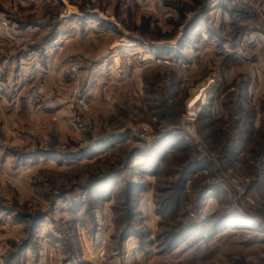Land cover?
I'll return each instance as SVG.
<instances>
[{"label": "rangeland", "instance_id": "rangeland-1", "mask_svg": "<svg viewBox=\"0 0 264 264\" xmlns=\"http://www.w3.org/2000/svg\"><path fill=\"white\" fill-rule=\"evenodd\" d=\"M0 264H264V0H0Z\"/></svg>", "mask_w": 264, "mask_h": 264}, {"label": "crops", "instance_id": "crops-1", "mask_svg": "<svg viewBox=\"0 0 264 264\" xmlns=\"http://www.w3.org/2000/svg\"><path fill=\"white\" fill-rule=\"evenodd\" d=\"M57 41L58 40H56L55 42ZM69 41L70 38L68 37V34L64 33L63 40L59 42V47L66 48L68 54L71 53V49L69 48V46L72 43ZM106 47L105 49L100 48L97 51V56L95 57V59L91 61L90 67L88 66V68H86L87 70L82 69L81 71L83 81L86 86L85 88H90L91 91L89 93V98L94 99L96 97V94L92 93L90 85L96 80H100L103 78H109L111 81H121L123 83L121 89L126 92V96L124 97V99L131 98L127 96L136 81L132 78V75L139 76L146 68L149 67V57L151 56V53L149 54L148 52H140L139 48L136 46L135 40H126L124 37L113 39V43H111L110 48L108 46ZM122 57L128 60L137 57L140 60H138V65H135L134 67H126L125 65L122 67L118 62V59ZM112 104L116 106L119 104V102H116V100H112Z\"/></svg>", "mask_w": 264, "mask_h": 264}, {"label": "built area", "instance_id": "built-area-1", "mask_svg": "<svg viewBox=\"0 0 264 264\" xmlns=\"http://www.w3.org/2000/svg\"><path fill=\"white\" fill-rule=\"evenodd\" d=\"M104 90H107V86H103ZM45 91V86L44 84H36L32 87L31 90L28 91L26 94V99L29 103H35L43 92ZM205 96V95H204ZM66 98L69 99L70 101L75 102L78 104L82 109L88 110L89 109V102L87 98V94L85 91L81 88L78 82L73 83V85L67 89L66 92ZM201 105V104H200ZM192 107V106H191ZM191 113V109L187 114V119L188 120H194L195 117L197 116V113H194L193 115H189ZM144 136V132H142ZM244 191V190H241Z\"/></svg>", "mask_w": 264, "mask_h": 264}, {"label": "bare ground", "instance_id": "bare-ground-1", "mask_svg": "<svg viewBox=\"0 0 264 264\" xmlns=\"http://www.w3.org/2000/svg\"><path fill=\"white\" fill-rule=\"evenodd\" d=\"M150 57H152V55H151ZM152 58H153V57H152ZM197 97H199V96H197ZM197 97H195L194 100H195ZM202 97H203V95H202ZM202 99H203V98H202ZM204 99H205V98H204ZM197 100H199V99H197ZM197 100H196V101H197ZM192 104H194V101H193V100H192ZM192 104H191V105H192ZM199 106H200V105H199ZM199 106H198V108H199ZM191 110H193V109H191ZM197 112H198V111H197ZM189 115H192V114L190 113Z\"/></svg>", "mask_w": 264, "mask_h": 264}]
</instances>
